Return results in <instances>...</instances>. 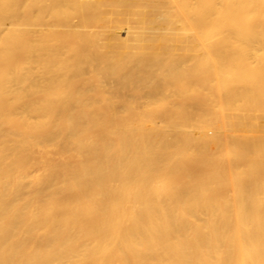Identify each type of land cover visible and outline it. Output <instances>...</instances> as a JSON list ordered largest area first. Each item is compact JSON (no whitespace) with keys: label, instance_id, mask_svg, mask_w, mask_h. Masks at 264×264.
Here are the masks:
<instances>
[{"label":"bare ground","instance_id":"obj_1","mask_svg":"<svg viewBox=\"0 0 264 264\" xmlns=\"http://www.w3.org/2000/svg\"><path fill=\"white\" fill-rule=\"evenodd\" d=\"M0 264H264V0H0Z\"/></svg>","mask_w":264,"mask_h":264}]
</instances>
